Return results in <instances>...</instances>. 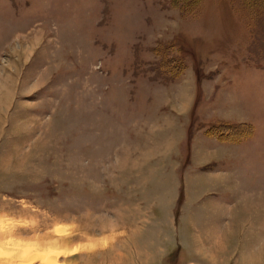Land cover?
<instances>
[{
    "label": "rangeland",
    "instance_id": "1",
    "mask_svg": "<svg viewBox=\"0 0 264 264\" xmlns=\"http://www.w3.org/2000/svg\"><path fill=\"white\" fill-rule=\"evenodd\" d=\"M0 264H264V0H0Z\"/></svg>",
    "mask_w": 264,
    "mask_h": 264
}]
</instances>
